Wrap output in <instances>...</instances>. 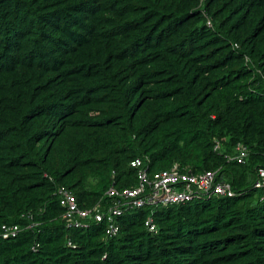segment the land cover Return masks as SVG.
Masks as SVG:
<instances>
[{
  "label": "trees",
  "instance_id": "1",
  "mask_svg": "<svg viewBox=\"0 0 264 264\" xmlns=\"http://www.w3.org/2000/svg\"><path fill=\"white\" fill-rule=\"evenodd\" d=\"M136 158L238 194L67 228L59 187L93 206ZM263 164L264 0H0V264H264Z\"/></svg>",
  "mask_w": 264,
  "mask_h": 264
},
{
  "label": "built area",
  "instance_id": "2",
  "mask_svg": "<svg viewBox=\"0 0 264 264\" xmlns=\"http://www.w3.org/2000/svg\"><path fill=\"white\" fill-rule=\"evenodd\" d=\"M208 24L212 25L209 19ZM223 148V142L214 138V150L222 153ZM250 152V148L239 141L234 146L233 153L226 154L225 157L228 161L246 164ZM131 166L137 171L136 183L125 187L111 185L105 192V198L90 207L80 206L71 190L60 187L58 194L64 209L63 219L66 227L89 229L94 224L105 222L107 225L105 236L113 237L120 231L119 217L135 209L149 208L151 213L145 221V227L150 232H155L158 229L153 215L156 209L192 201H207L219 196L233 197L238 194L232 182L222 173V166L193 172L180 162H174L168 168L152 170L149 160L143 158L134 159ZM253 188L264 189V164L257 166L255 170ZM21 229L18 224L3 223L0 225V237L16 238ZM68 245L73 248L77 246L71 239ZM36 248L37 246H33L34 250Z\"/></svg>",
  "mask_w": 264,
  "mask_h": 264
},
{
  "label": "clouds",
  "instance_id": "3",
  "mask_svg": "<svg viewBox=\"0 0 264 264\" xmlns=\"http://www.w3.org/2000/svg\"><path fill=\"white\" fill-rule=\"evenodd\" d=\"M59 188H60V187H59ZM67 189H68V188H67ZM69 190H70V189H69ZM59 199H60V197H59ZM60 204H61V203H60ZM61 206H62V205H61ZM80 206H81V205H80ZM62 218H63V215H62ZM63 220H64V219H63ZM64 222H65V221H64ZM65 225H66V224H65ZM69 240H70V239H69ZM69 240H68V241H69Z\"/></svg>",
  "mask_w": 264,
  "mask_h": 264
}]
</instances>
